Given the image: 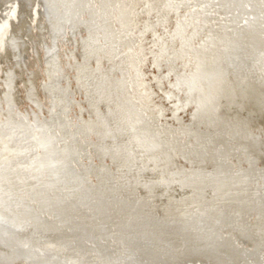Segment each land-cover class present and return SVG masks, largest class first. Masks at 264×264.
Listing matches in <instances>:
<instances>
[{"label": "water", "instance_id": "water-1", "mask_svg": "<svg viewBox=\"0 0 264 264\" xmlns=\"http://www.w3.org/2000/svg\"><path fill=\"white\" fill-rule=\"evenodd\" d=\"M173 39L264 90V0H51Z\"/></svg>", "mask_w": 264, "mask_h": 264}]
</instances>
